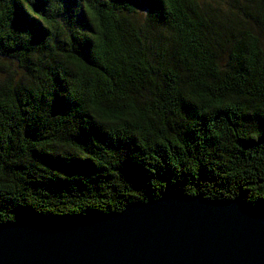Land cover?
Instances as JSON below:
<instances>
[{
	"label": "trees",
	"instance_id": "obj_1",
	"mask_svg": "<svg viewBox=\"0 0 264 264\" xmlns=\"http://www.w3.org/2000/svg\"><path fill=\"white\" fill-rule=\"evenodd\" d=\"M167 192L264 210V0H0V225Z\"/></svg>",
	"mask_w": 264,
	"mask_h": 264
},
{
	"label": "water",
	"instance_id": "obj_2",
	"mask_svg": "<svg viewBox=\"0 0 264 264\" xmlns=\"http://www.w3.org/2000/svg\"><path fill=\"white\" fill-rule=\"evenodd\" d=\"M0 264H264V210L167 192L76 221L0 225Z\"/></svg>",
	"mask_w": 264,
	"mask_h": 264
}]
</instances>
